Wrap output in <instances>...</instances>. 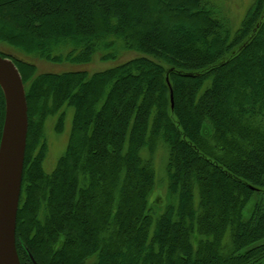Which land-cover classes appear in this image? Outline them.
Returning a JSON list of instances; mask_svg holds the SVG:
<instances>
[{
	"label": "trees",
	"instance_id": "trees-1",
	"mask_svg": "<svg viewBox=\"0 0 264 264\" xmlns=\"http://www.w3.org/2000/svg\"><path fill=\"white\" fill-rule=\"evenodd\" d=\"M224 3L0 0V46L19 53H144L91 74L39 73L0 48L28 103L22 264L264 263V0L236 27ZM64 106L74 108L68 144L47 172L45 123L59 114L62 132ZM161 145L174 202L157 214L149 196Z\"/></svg>",
	"mask_w": 264,
	"mask_h": 264
},
{
	"label": "water",
	"instance_id": "water-1",
	"mask_svg": "<svg viewBox=\"0 0 264 264\" xmlns=\"http://www.w3.org/2000/svg\"><path fill=\"white\" fill-rule=\"evenodd\" d=\"M0 86L6 102L0 144V264H22L16 225L27 145L28 103L18 67L11 58L1 55ZM171 100L173 105L172 89Z\"/></svg>",
	"mask_w": 264,
	"mask_h": 264
},
{
	"label": "rangeland",
	"instance_id": "rangeland-1",
	"mask_svg": "<svg viewBox=\"0 0 264 264\" xmlns=\"http://www.w3.org/2000/svg\"><path fill=\"white\" fill-rule=\"evenodd\" d=\"M251 2L252 0H225V12L235 27L239 26L240 21L247 11L248 7L250 6ZM120 42L121 44H123L121 40ZM0 48L9 52L11 55L15 54L18 56L27 57L26 60L34 63L37 66V71L39 73H61L84 70L91 74L97 71L117 66L134 57L144 55L143 52L138 50L121 48L118 52L119 54L115 57L103 58V52L101 50H97L94 53L92 60L89 62H55L25 53L27 55L26 56L25 54L19 53L14 50L16 48H14L13 46H10L9 48L8 46L3 45L0 46ZM63 110L66 111V116L64 121V129L62 132H58L55 129L57 117L59 114L50 115L45 123L44 133L49 146L48 154L44 161V168L47 172H50L54 168L58 158L64 153L68 144L72 127L74 108L70 106H64ZM166 152L164 146L161 145L160 148L157 149L154 159V164L156 167V185L149 196V204L150 208H152L157 214L162 212L165 209V206H167L169 203L174 202V198H172L171 193L167 189V181L164 172L166 159L168 158V151Z\"/></svg>",
	"mask_w": 264,
	"mask_h": 264
},
{
	"label": "flooded vegetation",
	"instance_id": "flooded-vegetation-1",
	"mask_svg": "<svg viewBox=\"0 0 264 264\" xmlns=\"http://www.w3.org/2000/svg\"><path fill=\"white\" fill-rule=\"evenodd\" d=\"M4 121H5V104L3 103V99L0 95V144L2 139L3 128H4Z\"/></svg>",
	"mask_w": 264,
	"mask_h": 264
}]
</instances>
